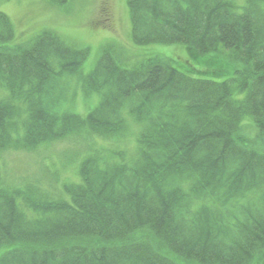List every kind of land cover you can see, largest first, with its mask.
Masks as SVG:
<instances>
[{
	"label": "trees",
	"instance_id": "trees-1",
	"mask_svg": "<svg viewBox=\"0 0 264 264\" xmlns=\"http://www.w3.org/2000/svg\"><path fill=\"white\" fill-rule=\"evenodd\" d=\"M124 3L134 45L204 59L132 61L108 43L84 75L88 48L51 32L20 42L0 12V153L83 125L126 142L92 151L57 198L0 184V264H264V0ZM66 75L98 97L87 119L59 111Z\"/></svg>",
	"mask_w": 264,
	"mask_h": 264
},
{
	"label": "rangeland",
	"instance_id": "rangeland-1",
	"mask_svg": "<svg viewBox=\"0 0 264 264\" xmlns=\"http://www.w3.org/2000/svg\"><path fill=\"white\" fill-rule=\"evenodd\" d=\"M230 1L242 6L244 0ZM104 3L105 7L109 8L111 21L107 14L105 17L101 15L105 12L102 11ZM0 12L9 17L16 38L20 42L28 43L43 32H51L57 34L61 41L67 40L79 47L88 48L89 56L81 70L84 75L94 70V65L101 56L100 48L108 43L122 46L124 55L132 58V61H135L136 57H141V61L155 54L167 58L174 55L181 61V65L186 66L187 62L197 65V61L204 59L196 60L189 57L181 45L139 47L134 45L129 37L130 25L124 0H69L60 7H51L45 0H0ZM222 62L225 66L230 65ZM74 81H76L74 76L66 75L57 82L62 87L59 111L75 114L81 120L87 119L98 106L96 102L98 97L95 94L84 95L78 82ZM124 117L126 131L131 133L130 135H138L141 125ZM252 132L257 137V131L252 129ZM263 137L264 135L261 136L262 139ZM121 145H126V142L114 144L102 134L83 125L78 131L77 138L69 136L52 141L50 145L44 144L32 149L30 147L22 150L5 149L0 153V184L8 185L14 192L25 191L24 188L29 190L32 185L42 190L46 197L57 198L59 196L56 193L67 189L70 186L67 184L76 185L80 177L81 161L92 151L102 152V156L95 157L103 161L107 159L106 154L115 152L112 149L121 148ZM96 166L98 170L105 168L98 164ZM258 197L256 193L250 195L254 202Z\"/></svg>",
	"mask_w": 264,
	"mask_h": 264
}]
</instances>
